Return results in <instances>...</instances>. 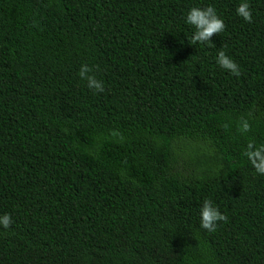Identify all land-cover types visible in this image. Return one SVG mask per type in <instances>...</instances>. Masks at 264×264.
<instances>
[{
    "label": "trees",
    "instance_id": "1",
    "mask_svg": "<svg viewBox=\"0 0 264 264\" xmlns=\"http://www.w3.org/2000/svg\"><path fill=\"white\" fill-rule=\"evenodd\" d=\"M240 2L0 0V264H264V175L242 155L264 144V0L251 22ZM209 5L224 31L193 44L184 14Z\"/></svg>",
    "mask_w": 264,
    "mask_h": 264
},
{
    "label": "clouds",
    "instance_id": "2",
    "mask_svg": "<svg viewBox=\"0 0 264 264\" xmlns=\"http://www.w3.org/2000/svg\"><path fill=\"white\" fill-rule=\"evenodd\" d=\"M235 14L243 19L245 22H251V11L247 0L241 2L235 8ZM183 22L192 29L190 41L193 44L210 43V38L214 34L224 31V21L221 19L213 6L206 7H191L184 14ZM215 64L222 70L226 71L232 76H239V66L235 61L227 56L223 49L216 52ZM92 69L86 65L81 64L77 75L86 82L87 88L96 93L104 91L103 82L91 75ZM241 133L248 131V124L242 122L239 129ZM242 155L246 158L247 163L257 175H264V144H255L249 140L245 146ZM226 217L218 210V208L209 200L205 199L199 208V227L209 233L216 231L217 223H223ZM13 223L10 215L4 213L0 215V228L8 229Z\"/></svg>",
    "mask_w": 264,
    "mask_h": 264
}]
</instances>
